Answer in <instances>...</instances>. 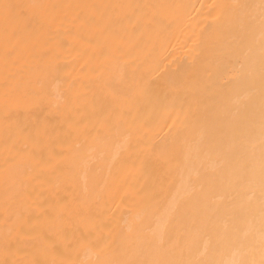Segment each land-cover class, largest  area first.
I'll return each instance as SVG.
<instances>
[{"label": "bare ground", "instance_id": "obj_1", "mask_svg": "<svg viewBox=\"0 0 264 264\" xmlns=\"http://www.w3.org/2000/svg\"><path fill=\"white\" fill-rule=\"evenodd\" d=\"M0 264H264V0H0Z\"/></svg>", "mask_w": 264, "mask_h": 264}]
</instances>
